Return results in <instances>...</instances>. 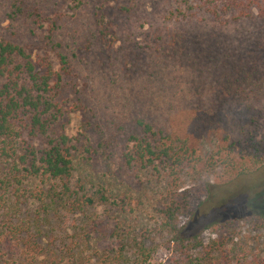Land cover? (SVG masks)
<instances>
[{
	"label": "rangeland",
	"instance_id": "obj_1",
	"mask_svg": "<svg viewBox=\"0 0 264 264\" xmlns=\"http://www.w3.org/2000/svg\"><path fill=\"white\" fill-rule=\"evenodd\" d=\"M73 1L78 2L0 0V41L24 47L33 61L47 59L55 69L59 49H53L47 37L54 31L51 21L60 25L53 43L61 44L73 67L66 79L71 88L62 130L69 137L87 131L97 151L81 163L82 175L74 173L72 188L77 190L82 176L89 193L104 184L109 197L108 204L85 209L84 216L64 213L55 219L48 242L70 243L75 226L79 230L92 215L99 231L93 239L96 258L123 250L124 263L135 264L143 247V264H174L168 252L172 234L161 228L168 174L129 166L123 158L125 131L136 119L165 127L195 153V168L190 163L178 178V200L188 207L179 223L184 237L197 238L204 247L232 241L231 234L237 232L228 229L229 224L242 226L243 221L264 216V166L238 176L214 164L212 156L221 152L264 163V23L247 19L225 26L202 10H196L190 22L181 21L179 9L188 17L193 11L186 12L180 0H82V5ZM198 1L190 0V7L196 9ZM209 1L220 5L219 0ZM13 4L22 9L15 19L10 17ZM35 7L45 22L32 26L29 14ZM99 26L107 28L103 35ZM178 33L188 39L181 44L186 48L182 54L173 50ZM229 63L237 67L232 68V79ZM252 69L258 88L244 82ZM227 83L232 90H226ZM213 123L226 127L229 142H223ZM241 228V237L233 243L264 260V237L250 227ZM22 254L21 248L3 247L0 264H21ZM237 262L233 259L232 264Z\"/></svg>",
	"mask_w": 264,
	"mask_h": 264
},
{
	"label": "trees",
	"instance_id": "obj_2",
	"mask_svg": "<svg viewBox=\"0 0 264 264\" xmlns=\"http://www.w3.org/2000/svg\"><path fill=\"white\" fill-rule=\"evenodd\" d=\"M77 1L73 2L83 4L82 0ZM219 2L220 5H213L209 0H199L195 9L190 7V0H180L178 5L186 6V12L193 11L188 13L193 16L188 17L179 9L181 21L190 22L196 10H202L225 26L247 19L264 23V0ZM10 11L12 19L22 13V9L15 4ZM176 12L169 16L173 17ZM29 17L32 26L45 22L36 7ZM51 25L54 31L47 39L49 45L54 44L53 49H59L56 51L59 69H55L47 59L33 61L24 47L0 41V251L3 247L21 248V264H125L123 250L112 252L103 259L96 258L93 239L99 231L94 226L92 215L87 216L86 221L84 218L85 223L79 230L75 226V236L70 243L53 245L48 242V229L55 225V219L59 221L65 214L84 216L85 209L109 203L104 184L97 185L98 189L89 193L85 178L79 176L77 190L72 188L74 173L82 175L79 171L81 163L90 161L97 151L90 143L87 131L69 137L62 130L61 123L69 111L66 105L71 88L70 81L66 79L72 76L73 67L69 57L61 52V44L53 43L54 33L60 25L54 20ZM99 28L101 35L107 30L106 27ZM184 42H188L186 34L178 33L173 42L174 53L185 52L186 48L181 45ZM228 68L237 69L232 63L228 64ZM243 68L246 70L247 66ZM253 69L247 72L249 74L244 82L258 88L257 79L251 75L255 74ZM235 72L232 70L231 79ZM225 88L233 89L229 83ZM255 95L259 101V91L256 90ZM79 105L74 103V109ZM216 105L219 106L218 103ZM212 110L219 112L216 107ZM212 128L224 136L223 142H229L226 127L213 123ZM125 132L123 158L126 164L142 169L158 168L168 174V197L162 211L161 228L172 234L169 244L172 247H168V252L171 258L174 257V264H232L237 258V264H264V260H257V255L247 253L239 244L233 243L238 236L241 237L243 225L264 237V216L248 223L243 221L242 226L239 222L229 224L227 228L236 230L239 235L231 234L232 241L217 242L220 245L214 241L204 247L197 238H185V229L179 227V223L188 207L178 200L182 188L178 178L191 167L190 163L194 162L192 168H195L197 162L192 159L195 153L185 143L172 138L165 127H157L144 119L133 121ZM228 156L218 152L212 156V162L238 176L264 166L256 157ZM229 244L234 247H227ZM145 252L143 247L138 249L135 264L144 263Z\"/></svg>",
	"mask_w": 264,
	"mask_h": 264
}]
</instances>
